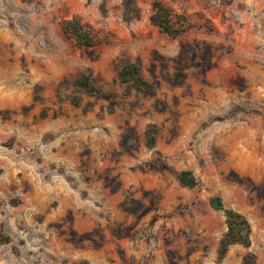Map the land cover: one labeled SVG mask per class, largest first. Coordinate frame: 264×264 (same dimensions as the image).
<instances>
[{
  "label": "rangeland",
  "instance_id": "374dc122",
  "mask_svg": "<svg viewBox=\"0 0 264 264\" xmlns=\"http://www.w3.org/2000/svg\"><path fill=\"white\" fill-rule=\"evenodd\" d=\"M155 2L192 26L172 38ZM216 195L251 226L221 264H264V0H0V264H217Z\"/></svg>",
  "mask_w": 264,
  "mask_h": 264
},
{
  "label": "trees",
  "instance_id": "16d2710c",
  "mask_svg": "<svg viewBox=\"0 0 264 264\" xmlns=\"http://www.w3.org/2000/svg\"><path fill=\"white\" fill-rule=\"evenodd\" d=\"M154 8L155 12L151 17L152 23L158 26L163 32L169 34L172 38L178 37L192 26V24L187 22V17L183 14H177L175 21L170 8L161 2H155ZM125 17L131 19L129 12L125 13ZM62 27L64 32L73 38L78 47H90L97 41L95 34L76 18L65 20ZM119 78L121 82L129 83V85L141 90L151 91L154 88L151 82L143 78L141 66L136 62H128L122 65L119 70ZM75 83L88 94L95 95L99 92V88L93 79L92 70L90 68L79 75ZM155 138L156 128L148 127L145 131L146 145L148 147H154ZM178 180L182 185L190 188L199 185V180L192 171L189 170L180 171L178 173ZM209 203L213 208L222 210L226 217L227 230L220 238L217 249V264H221L232 245L241 244L246 248L251 246V226L247 218L241 212L226 207L220 196H212L209 199ZM0 239L2 241H8L9 238L0 233ZM83 263H85V261L74 264ZM242 264L260 263L252 251H247L243 256Z\"/></svg>",
  "mask_w": 264,
  "mask_h": 264
}]
</instances>
